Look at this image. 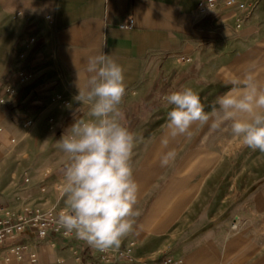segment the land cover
Masks as SVG:
<instances>
[{
  "label": "crops",
  "instance_id": "crops-1",
  "mask_svg": "<svg viewBox=\"0 0 264 264\" xmlns=\"http://www.w3.org/2000/svg\"><path fill=\"white\" fill-rule=\"evenodd\" d=\"M204 1L0 0V34L6 47L16 50L1 75L0 132L20 137L22 128L34 126L33 135L39 131V137L33 145L47 152L42 157L48 162L38 169L45 183L37 187L27 178L8 197L0 191V221L65 207L59 189L65 168L60 166H66L67 157L58 140L76 119L88 118V106L75 100L77 81L79 76L83 87L90 76L89 58L101 53L124 69L122 124L136 137L132 166L139 185V214L119 250L102 253L74 235L40 238L26 231L0 245V264H29L32 254L42 264H137L164 254L178 264H264V182L233 202L220 204L211 192L201 202L195 166L190 171L184 170L186 165L174 170L152 166L159 163V141L171 109L165 95L195 87L201 79V51L232 46L239 39L245 43L264 9V0H237L244 8L220 4L202 13ZM130 21L131 29L120 28ZM184 139L177 138L170 147L187 145ZM142 161L148 164L138 169ZM187 178L192 180L186 184ZM15 248L18 255H11ZM128 251L135 261L118 256Z\"/></svg>",
  "mask_w": 264,
  "mask_h": 264
},
{
  "label": "clouds",
  "instance_id": "clouds-1",
  "mask_svg": "<svg viewBox=\"0 0 264 264\" xmlns=\"http://www.w3.org/2000/svg\"><path fill=\"white\" fill-rule=\"evenodd\" d=\"M83 87L77 81L78 104L88 106V118L76 119L58 140L67 157L60 182L65 207L57 224L64 235L107 253L119 250L133 231L139 185L132 154L136 137L122 124L120 108L125 95L124 69L109 55L90 57ZM231 87L218 96L211 112L192 88L172 91L164 100L171 106L166 132L160 138L159 164L169 167L177 157L170 145L189 138L195 127L220 130L230 126L233 139L264 153V81L251 71L229 81Z\"/></svg>",
  "mask_w": 264,
  "mask_h": 264
},
{
  "label": "rangeland",
  "instance_id": "rangeland-1",
  "mask_svg": "<svg viewBox=\"0 0 264 264\" xmlns=\"http://www.w3.org/2000/svg\"><path fill=\"white\" fill-rule=\"evenodd\" d=\"M257 7L258 5L255 4L253 12ZM259 12L260 16L256 18L257 28L254 29L252 35L245 37V43H242L241 39L232 40L234 41L232 46L215 45L208 50L201 51V79L195 87L192 86V89L199 93L206 112L212 111L216 98L231 87L229 81L234 77L251 71L256 74L258 79L264 81V31H260L264 27V9ZM6 21L7 19L4 24ZM10 29V31H14L15 25H12ZM257 30L260 33L263 32L258 37L255 35ZM11 36L13 34L10 35V41ZM255 36L256 39L250 42ZM2 39H4V35L0 34V82L1 75L9 68L8 63L16 53L13 48H7L5 40ZM33 127L22 128L20 137H6V134L0 132V191L4 193V197L23 188L27 183V178H31L37 187L46 182L39 176L38 169L41 165L48 164L47 159L44 160L42 157L47 152L41 153L33 145V139L39 137V131L33 135L35 131ZM22 138L25 141L19 143ZM184 141L188 144L176 148L180 154L177 160L170 165V169H181L183 165H186L184 170L190 171L195 166L194 173H200V178H196L195 181L198 183L201 202L209 192L213 194L212 199L217 200L220 204L233 202L240 199L242 195L251 193L264 182V153L242 146L238 140L233 139L229 125L216 131L208 126H202L195 136L185 138ZM38 152L40 154H37ZM184 159H188V161L185 163ZM147 164L144 161L138 163V169L145 168L144 166ZM152 166L159 168L160 164L154 161ZM60 167L64 168L65 166L61 165ZM189 179H185L186 184ZM189 193L190 190L186 189V198ZM61 203L65 205L63 199ZM171 211L168 209L166 212L170 213ZM187 220L186 218V222ZM175 233H171L170 236ZM154 236L155 233H152L149 237Z\"/></svg>",
  "mask_w": 264,
  "mask_h": 264
},
{
  "label": "built area",
  "instance_id": "built-area-1",
  "mask_svg": "<svg viewBox=\"0 0 264 264\" xmlns=\"http://www.w3.org/2000/svg\"><path fill=\"white\" fill-rule=\"evenodd\" d=\"M220 4L224 5L225 7L237 6L238 8H244L243 4H241L237 0H205L200 4L199 11L202 13H208ZM132 27L133 21H130L127 24L120 25L121 29H131ZM58 213L59 212L53 211H35L33 213L23 215L15 222L11 221L10 219L1 220L0 245H2L6 240L14 239L18 235L25 233L26 231H32L40 238L47 237L50 233H58L65 236L64 230L61 229L57 224ZM22 249L25 248L23 247ZM19 250V248L12 249L10 251V254L18 255ZM118 256L126 258L130 261H135V259L131 256L130 251H128L127 253L120 252L118 253ZM19 259H22L21 255H19ZM29 260V264H42L40 263L39 258L36 254H32ZM136 262L137 264H178L176 260L169 254H164L161 257L155 259Z\"/></svg>",
  "mask_w": 264,
  "mask_h": 264
}]
</instances>
